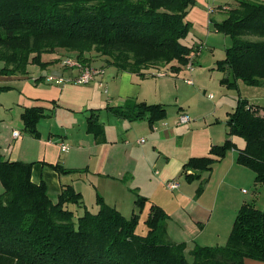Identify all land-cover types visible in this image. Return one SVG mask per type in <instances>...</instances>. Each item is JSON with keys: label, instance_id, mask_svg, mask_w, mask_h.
I'll use <instances>...</instances> for the list:
<instances>
[{"label": "trees", "instance_id": "trees-1", "mask_svg": "<svg viewBox=\"0 0 264 264\" xmlns=\"http://www.w3.org/2000/svg\"><path fill=\"white\" fill-rule=\"evenodd\" d=\"M193 5L194 0H0V74L26 75L31 65L45 69L51 63L43 62L42 55L57 49L74 50L75 59L85 65L88 59L82 53L92 47L119 71L144 77L168 67L176 73L189 60L191 49L181 40L191 29L186 18ZM215 29L232 41L216 67L228 71L232 81L222 82L264 87V0H240ZM110 110L129 121L143 115L150 124L166 118L163 105L127 101ZM42 116V108L26 109L20 116L24 131L37 138L36 124ZM88 120L87 131L104 141L96 117ZM226 126L223 144L184 165L185 179L197 178L186 175L187 168L210 171L214 157L222 159L235 150L236 162L254 174L255 184L264 185V108L240 98ZM232 137L242 138L244 146L237 148ZM32 166L0 157V264H244L246 259L264 263V208L253 203L238 210L226 246L196 245L189 263L185 244L167 240L168 216L160 206L150 203L144 220L147 232L138 235L137 212L126 218L97 196L98 210L91 213L71 185L63 186L52 201L43 182L31 181ZM52 168L61 174L73 172L60 165ZM146 202L139 196L135 200L139 213ZM70 205L84 207L83 212L75 218Z\"/></svg>", "mask_w": 264, "mask_h": 264}, {"label": "crops", "instance_id": "crops-1", "mask_svg": "<svg viewBox=\"0 0 264 264\" xmlns=\"http://www.w3.org/2000/svg\"><path fill=\"white\" fill-rule=\"evenodd\" d=\"M90 66L101 67L104 72L101 78L85 85L75 84L77 71L62 68L60 62L45 69L31 65L26 75L0 74L1 159L33 164L31 181L43 182L52 201L57 200L63 186L71 185L82 199L89 194L96 202L100 196L121 214H132L139 210L136 198L143 197L147 202L141 213L149 211L150 203L160 206L168 216L167 240L184 243L189 253L197 245L195 239L209 226L214 232L219 228L212 224L207 191L213 190L215 198L223 190L229 201H235L238 183L246 178L245 167L236 162L237 153L231 150L222 159L214 157L216 162L210 171L187 168L186 175L197 176L187 181L184 165L192 158L209 156L211 147L221 145L210 136L211 127L200 125V117L204 119L208 113L191 120L184 110L189 125L178 124V118L175 123L168 120L167 125L166 118L150 124L144 115L133 121L116 117L110 108L124 107L127 101L161 105V77L165 76L161 71H152L141 77L119 71L102 59ZM33 67L38 72L32 71ZM49 77L61 82L50 81ZM33 107L43 109L36 124L37 138L24 131L20 118ZM91 116L103 127L102 142L87 131ZM14 132H18L16 137ZM140 140L144 142L138 143ZM61 145L68 149L61 151ZM53 165L73 172L61 174ZM180 179L184 181L176 183ZM167 182H174L176 187L168 188Z\"/></svg>", "mask_w": 264, "mask_h": 264}, {"label": "rangeland", "instance_id": "rangeland-1", "mask_svg": "<svg viewBox=\"0 0 264 264\" xmlns=\"http://www.w3.org/2000/svg\"><path fill=\"white\" fill-rule=\"evenodd\" d=\"M239 1L194 0V5L189 9L186 18L191 23V29L189 34L181 40L184 45L191 49L188 55L189 60L185 66H180L179 73H173L168 67L161 68V72L165 73V77H161V105L164 106L167 116H171L168 118L166 116L164 123L168 125V120L175 123L178 114H182L185 112L184 110H186L191 120L196 118L195 115H206L208 113V116L204 119L201 118L202 116L200 117V125L202 128L206 125L211 127L210 136L217 141L215 143L219 144L224 142L227 135L226 119L229 114L234 112L237 101L240 98L247 100L250 104L264 108V87L248 86L241 81H237V86L224 84L222 81L225 78L232 81L231 74L228 71H221L216 68L217 63L224 60L226 49L231 47L232 41L229 36L215 29V23L223 21L228 16L230 9H234ZM208 11H211V13H208ZM246 38L248 40H256L254 37ZM93 49L92 47L89 52L82 53V56L88 59L85 63L87 66H90L93 61L105 60L104 57L97 56ZM76 56L77 52L74 50L57 49L54 52L43 54L42 59L51 63V65L58 62L61 65L62 60H76ZM190 63H192L193 69L188 71L186 67ZM31 70L38 72L37 67H33ZM187 79L192 81L191 85L186 83ZM209 95H212V99H209ZM106 118L102 117L105 120ZM108 118H112L111 115H108ZM16 126L18 128L21 127L18 126V123ZM202 128L198 129V131L201 132ZM234 142L237 148H241L244 143L240 137H235ZM229 154L230 151L228 152ZM244 170L246 178L244 177L238 183L234 193L235 201L234 198L229 201L223 190L215 198H213V190L207 191L206 201L207 206L211 207L209 210L212 214V224L218 225L219 228L218 231L214 232L211 229L212 226H209L200 238L195 239L194 243L197 245L209 248L226 246L233 221L240 207L245 203H253L258 209L264 208V185L255 184L254 174L247 168ZM183 181L180 179L176 183H182ZM0 193H2V190ZM83 204L91 213H95L98 210L94 197L89 194H85ZM69 208L75 213V218L84 209V207L78 208L73 205H70ZM135 212L139 214L136 233L145 235L147 228L144 225V220L146 219L147 211L139 213L137 210ZM122 215L129 218L132 214L123 212ZM216 232L219 235H216ZM185 257L191 263L190 252L185 251ZM244 264L264 263L246 259Z\"/></svg>", "mask_w": 264, "mask_h": 264}, {"label": "built area", "instance_id": "built-area-1", "mask_svg": "<svg viewBox=\"0 0 264 264\" xmlns=\"http://www.w3.org/2000/svg\"><path fill=\"white\" fill-rule=\"evenodd\" d=\"M208 13H211V11H208ZM61 66L64 69H71L73 71H77V77L74 80L75 84H79V85H85L88 84L92 81H94L95 79L101 78L103 75V68L101 67H92V66H87V65H83L80 62L73 60V59H64L61 62ZM189 71L192 70V63H190L189 65H187L186 67ZM164 73H161V76H164ZM48 80H55L53 77H49ZM58 83L61 82L60 80H55ZM189 84H192L191 81H188ZM209 97L211 98L212 95H209ZM189 123V117L185 114H180L178 117V124H187ZM18 135V132H14L13 133V137H16ZM143 140H140L138 143H143ZM68 149V147L66 145H61V151H66ZM167 187L170 189H173L176 187V185L174 183H168Z\"/></svg>", "mask_w": 264, "mask_h": 264}]
</instances>
